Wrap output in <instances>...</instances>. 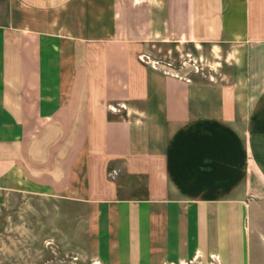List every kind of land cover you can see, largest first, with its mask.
I'll return each instance as SVG.
<instances>
[{
	"label": "crops",
	"instance_id": "crops-1",
	"mask_svg": "<svg viewBox=\"0 0 264 264\" xmlns=\"http://www.w3.org/2000/svg\"><path fill=\"white\" fill-rule=\"evenodd\" d=\"M156 39L245 61L193 79ZM1 189L81 202L93 264H264V0H0Z\"/></svg>",
	"mask_w": 264,
	"mask_h": 264
},
{
	"label": "rangeland",
	"instance_id": "rangeland-1",
	"mask_svg": "<svg viewBox=\"0 0 264 264\" xmlns=\"http://www.w3.org/2000/svg\"><path fill=\"white\" fill-rule=\"evenodd\" d=\"M234 43L151 40L139 59L199 80L229 83L240 59ZM245 61V59H242ZM81 202L55 195L0 190V264H93Z\"/></svg>",
	"mask_w": 264,
	"mask_h": 264
},
{
	"label": "built area",
	"instance_id": "built-area-1",
	"mask_svg": "<svg viewBox=\"0 0 264 264\" xmlns=\"http://www.w3.org/2000/svg\"><path fill=\"white\" fill-rule=\"evenodd\" d=\"M117 173V169L116 168H111L107 171V176L109 178H114L115 174Z\"/></svg>",
	"mask_w": 264,
	"mask_h": 264
}]
</instances>
